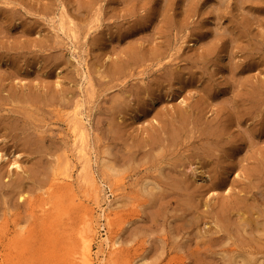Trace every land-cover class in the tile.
Here are the masks:
<instances>
[{"label":"rangeland","instance_id":"1","mask_svg":"<svg viewBox=\"0 0 264 264\" xmlns=\"http://www.w3.org/2000/svg\"><path fill=\"white\" fill-rule=\"evenodd\" d=\"M0 99V264H264V0H0Z\"/></svg>","mask_w":264,"mask_h":264},{"label":"bare ground","instance_id":"2","mask_svg":"<svg viewBox=\"0 0 264 264\" xmlns=\"http://www.w3.org/2000/svg\"><path fill=\"white\" fill-rule=\"evenodd\" d=\"M10 3H11V2H10ZM48 3H49V2H48ZM86 3H87V2H86ZM92 5H93V4H92ZM10 6H11V5H10ZM13 6H14V4H13ZM13 6H12L11 8H14ZM88 6H90V5L88 4ZM5 7H6V6H5ZM15 8H16V7H15ZM15 8H14V9H15ZM80 8H81V7H80ZM162 9H163V8H162ZM162 9H161V10H162ZM9 10H11V9H9ZM161 10H160V12H161ZM149 11H151V10H149ZM162 12H163V11H162ZM20 13H21V12H20ZM14 14H15V13H14ZM162 14H163V13H162ZM11 15H12V14H11ZM16 15H17V14H16ZM164 15H165V14H164ZM169 16H170V15H169ZM156 17H157V16H156ZM157 18H158V17H157ZM160 18H161V16L159 17V19H160ZM177 18H178V17H177ZM181 18H182V17H181ZM184 18H185V17H184ZM175 20H176V19H175ZM178 20H180V19H178ZM173 22H174V21H173ZM237 23H238V22H237ZM135 24H136V23H135ZM135 24H134V25H135ZM154 24H155V23H154ZM159 24H160V23H159ZM168 24H170V23H168ZM183 24H185V23L183 22ZM157 25H158V24H157ZM185 25H186V24H185ZM185 25H184V26H185ZM153 26H154V25H153ZM178 26H179V25H178ZM186 26H187V25H186ZM135 27H137V26H135ZM154 27H155V26H154ZM166 27H167V26H166ZM166 27H165V28H166ZM155 28H156V27H155ZM169 28H170V27H169ZM239 28H240V27H239ZM179 29H180V28H179ZM119 30H120V29H119ZM119 30H118V32H119ZM124 30H125V29H124ZM129 30H130V28H129ZM129 30H128V31H129ZM169 30H170V29H169ZM224 30H225V29H223V31H222V30H216V29H215V31H217V32H220V31L224 32ZM181 31H182V30H181ZM192 31H193V30H192ZM192 31H191V32H192ZM226 32H227V31H226ZM163 35H164V34H163ZM163 40H164V39H163ZM163 40H162V41H163ZM166 41H167V40H166ZM161 44H162V43H161ZM141 47H142V46H141ZM141 47H140V48H141ZM167 47H168V46H167ZM253 47H254V46H253ZM162 48H163V47H162ZM164 48H165V47H164ZM170 48H171V47H170ZM141 50H142V49H141ZM176 51H178V50H176ZM162 52H163V51H162ZM171 52H172V51H171ZM130 53H131V52H130ZM135 53H136V52H135ZM140 53H141V56H142V51H140ZM147 53H148V52H147ZM172 53H174V55H175V52H172ZM176 53H177V52H176ZM208 53H209V52H208ZM161 54H162V53H161ZM165 54H166V53H165ZM128 55H129V54H128ZM138 55H139V54H138ZM138 55H137V56H138ZM167 55H168V54H167ZM176 55H177V54H176ZM125 56H127V55H125ZM131 56H132V55H131ZM133 56H134V55H133ZM146 56H147V54H146ZM151 56H152V55H151ZM165 56H166V55H165ZM168 57H171V56H168ZM57 58H58V57H57ZM135 58H136V57H135ZM135 58H134V59H135ZM137 58H138V57H137ZM142 58H143V57H142ZM148 58H149V56H148ZM139 59H140V58H139ZM169 59H170V58H169ZM173 59H174V58H173ZM173 59H172V60H173ZM179 59H180V58H179ZM124 60H125V59H124ZM147 60H148V59H147ZM170 60H171V59H170ZM139 61H140V60H139ZM143 61H144V60H143ZM168 61H169V60H168ZM152 62H153V61H152ZM154 62H155V61H154ZM171 62H172V61H171ZM125 63H126V62H125ZM130 63H131V62H130ZM145 63H146V62H145ZM169 63H170V62H169ZM123 64H124V62H123ZM123 64H122V65H123ZM137 64H138V63H137ZM160 64H161V61H160ZM127 65H128V64H127ZM130 65H132V64H130ZM134 65H135V64H134ZM140 65H143V64H140ZM152 65H153V64H152ZM162 65H163V62H162ZM169 65H170V64H169ZM124 66H125V64H124ZM160 66H161V65H160ZM127 67H128V66H127ZM134 67H135V66H134ZM172 67H173V66H172ZM172 67H171V68H172ZM119 68H120V67H119ZM119 68H118V69H119ZM121 68H122V67H121ZM123 68H125V67H123ZM136 68H137V67H136ZM125 69H126V68H125ZM129 69H131V68H129ZM132 69H133V68H132ZM121 70H123V69H121ZM171 70H172V69H171ZM113 71H114V70H113ZM123 71H124V70H123ZM168 72H169V71H168ZM112 73H113V72H112ZM122 73H123V72H122ZM166 74H167V72H166ZM168 74H169V73H168ZM172 74H173V73H172ZM110 76H111V75H110ZM115 76H116V74H115ZM115 76H114V77H115ZM118 76H119V73H118ZM116 77H117V76H116ZM116 77H115V78H116ZM109 78H110V77H109ZM110 79L113 80L114 78L111 77ZM4 84H5V83H4ZM7 85H8V84H7ZM13 86H14V85H13ZM14 87H15V86H14ZM136 89H137V88H135V90H136ZM2 90H3V88H2ZM4 90H5V89H4ZM136 91H138V90H136ZM139 93H140V92H139ZM22 96H24V95L22 94ZM17 97H18V96H17ZM24 97H25V96H24ZM20 99H21V98H20ZM22 99H23V98H22ZM0 100H1V99H0ZM10 100H12V99H10ZM13 100H14V99H13ZM28 101H29V100H28ZM30 101H31V100H30ZM2 103H3V102H2ZM33 103H34V102H33ZM36 103H37V101H36ZM30 104H31V103H30ZM118 106H119V105H118ZM182 114H183V113H182ZM28 116H29V115H28ZM28 116H25V117H27L28 119H30ZM183 116H184V115H183ZM198 117H199V116H198ZM27 118H26V119H27ZM164 119H165V118H164ZM164 119H163V120H164ZM184 119H185V116H184ZM199 119H200V117H199ZM10 120H11V119H10ZM165 120H166V119H165ZM15 121H17V120H15ZM15 121H14V123H16ZM185 121H186V120H185ZM198 121H199V120H198ZM2 122H3V121H2ZM4 122H5V121H4ZM6 122H7V121H6ZM164 122H165V121H164ZM186 122H187V121H186ZM14 123H13V124H14ZM184 123H185V122H184ZM184 123H182V124H184ZM171 124H172V123H171ZM185 124H186V123H185ZM4 125H6V124H4ZM9 125H10V123H9ZM162 125H163V124H162ZM172 125H173V124H172ZM226 125H227V124H226ZM226 125H225V126H226ZM228 125H229V123H228ZM173 126H174V125H173ZM173 126H172V127H173ZM184 126H185V125H184ZM209 126H210V124H209ZM209 126H208V127H209ZM223 126H224V125H223ZM74 127H75V126H74ZM163 127H165V126L163 125ZM172 127H171V128H172ZM226 127H227V126H226ZM226 127H224V128H226ZM4 128H5V127H4ZM15 128H16V127H15ZM75 128H76V127H75ZM75 128H74V129H75ZM79 128H80V127H79ZM82 128H84V127H82ZM153 128H154V127H153ZM160 128H161V127H160ZM176 128H177V127H176ZM213 128H214V127H213ZM80 129H81V128H80ZM80 129H79L78 131H79V132H82V130H80ZM172 129H175V128H172ZM172 129H171V131L173 132ZM219 129H220V127H219ZM5 130H6V129H5ZM7 130H8V129H7ZM76 130H77V129H76ZM76 130H74V131H76ZM175 130H177V129H175ZM180 130H182V128H181ZM206 130H207V129H206ZM208 130H211V129H208ZM208 130H207V131H208ZM213 130H215V129H213ZM225 130H226V129H225ZM156 131H157V130H156ZM166 131H167V130H166ZM217 131H218V128H217ZM4 132H5V131H4ZM6 132H7V131H6ZM85 132H86V131H85ZM157 132H159V131H157ZM175 132L177 133V131H175ZM180 132H181V131H180ZM86 133H87V132H86ZM204 133H205V132H204ZM204 133H203V134H204ZM83 134H84V132H82V135H83ZM170 134H171V132H170ZM170 134H169V135H170ZM173 134H174V133H173ZM173 134H172V135H173ZM205 134H206V133H205ZM44 135H46V134H44ZM82 135H80V136L83 137ZM150 135H151V134H150ZM210 135H211V133H210ZM85 136H87V135H85ZM85 136H84V137H85ZM151 136H152V137H151V140H154L155 138H153V137H155V135L152 134ZM156 136H157V135H156ZM158 136H159V135H158ZM158 136H157V137H158ZM176 136H177V135H176ZM26 137H27V136H26ZM28 137H29V136H28ZM43 137H44V136H43ZM43 137H42V138H43ZM78 137H79V135H78ZM209 137H211V136H209ZM40 138H41V137H40ZM46 138H47V137H46ZM170 138H171V137H170ZM174 138H176V137H174ZM214 138H215V137H214ZM28 139H29V138H28ZM31 139H32V138H30V140H31ZM37 139H39V138H37ZM81 139H82V138H81ZM83 139H84V138H83ZM83 139H82V140H83ZM148 139H149V138H148ZM82 140H81V141H82ZM145 140H146V139H145ZM160 140H161V139H160ZM174 140H175V139H174ZM40 141H41V140H40ZM44 141H45V140H44ZM84 141H85V140H84ZM84 141H82V142H84ZM157 141H158V140H157ZM157 141H156V142H157ZM161 141H162V140H161ZM37 142H38V141H37ZM41 142H43V141H41ZM171 142H173V140H172ZM84 143H85V142H84ZM142 143H143V142H142ZM157 143H159V142H157ZM28 144H29V143H28ZM160 144H161V142H160ZM174 144H175V143H174ZM137 145H138V142H137ZM142 145H143V144H142ZM142 145H140V146H142ZM151 145H152V144H151ZM158 145H159V144H158ZM138 146H139V145H138ZM40 147H41V146H40ZM142 147H143V146H142ZM37 148H38V146H37ZM137 148H138V147H137ZM140 148H141V147H140ZM38 149H40V148H38ZM42 149H43V148H42ZM138 149H139V148H138ZM81 150H84V149L82 148ZM143 150H144V149H143ZM143 150H142V151H143ZM148 151H149V150H148ZM37 152H39V151L37 150ZM44 152H46V150L43 151V153H44ZM85 152H86V151H85ZM162 152H163V150H162ZM34 153H35V152H34ZM82 153H83V152H82ZM145 153H146V152H145ZM145 153H144V154H145ZM158 153H159V152H158ZM160 153H161V152H160ZM35 154H36V153H35ZM44 154H45V153H44ZM146 154H147V153H146ZM146 154H145V155H146ZM149 154H150V153H149ZM207 154H208V152H207ZM84 155H85L84 158L88 157V154L84 153ZM160 155H161V154H160ZM149 156H150V155H149ZM90 160H91V159H90ZM132 160H133V159H132ZM145 160H146V159H145ZM149 160H150V159H149ZM39 161H40V160H39ZM88 161H89V160H88ZM132 162H133V161H132ZM144 162H145V161H144ZM146 162H147V160H146ZM148 162H149V161H148ZM85 163H86V160H85ZM106 163H108V162H106ZM131 164H132V163H131ZM87 165H88V162H87ZM87 165H86V166H87ZM143 165H144V164H143ZM15 166H16V165H15ZM86 166H85V167H86ZM106 166H107V165H106ZM106 166H105V167H106ZM110 166H112V165H110ZM113 166H114V165H113ZM174 166H176V165H174ZM85 167H84V168H85ZM87 167L89 168V166H87ZM87 167H86V169H87ZM39 168H40V167H39ZM107 168H109V166H108ZM129 168H130V166H129ZM129 168H128V169H129ZM211 168H212V167H211ZM31 169H32V168H31ZM111 169H112V171H113V168H111ZM35 170H36V168H35ZM115 170L117 171V169H114V171H115ZM37 171H38V170H37ZM87 171H88V170H87ZM118 171L120 172V170H118ZM117 173H118V172H117ZM37 174H38V173H37ZM114 174H115V173H114ZM0 175H1V174H0ZM118 175H119V174H118ZM120 175H121V174H120ZM120 175H119V176H120ZM0 179H1V178H0ZM59 187H60V186H59ZM150 187H151V186H150ZM152 189H153V188H152ZM56 191H57V190H56ZM110 191H111V190H110ZM150 191H151V190H150ZM152 196H153V195H152ZM20 197H21V196H20ZM21 198H22V197H21ZM21 198H20V199H21ZM144 203H145V202H144ZM140 207H142V206H140ZM138 209H139V208H138ZM140 209H141V208H140ZM127 220H128V219H127ZM183 225H184V223H183ZM83 239H84V238H83ZM91 239H92V238H91ZM115 241H116V240H115ZM115 241H114V242H115ZM115 243H116V242H115ZM112 244H113V243H112ZM229 251H230V250H229ZM231 252H232V251H231ZM241 253H242V252H241ZM226 254H227V253H226ZM82 255H83V261H82V262H84V264H94V263H93V258H92V248H91V240H90V239L84 240V245H83V252H82ZM228 255H229V254H228ZM239 255H240V254H239ZM245 255H246V254H245ZM235 256H236V255H235ZM246 256H247V255H246ZM122 257H123V256H121V258H122ZM253 257H254V256H253ZM227 258H228V257H227ZM227 258H226V260H227ZM235 258H236V257H235ZM244 258H245V259H244ZM244 258H243V262H242L243 264H252V259H251L252 257H251V258H250V257H248V258L244 257ZM230 259H231V258H230ZM241 259H242V258H241ZM234 261H236V260H234ZM255 262H256V260H255ZM253 263H254V262H253ZM261 263H262V262H261ZM261 263H260V264H261ZM225 264H226V263H225ZM232 264H233V263H232Z\"/></svg>","mask_w":264,"mask_h":264}]
</instances>
